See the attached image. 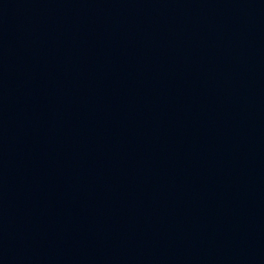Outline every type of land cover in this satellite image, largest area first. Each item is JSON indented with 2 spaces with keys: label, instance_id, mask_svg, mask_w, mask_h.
Masks as SVG:
<instances>
[{
  "label": "water",
  "instance_id": "1",
  "mask_svg": "<svg viewBox=\"0 0 264 264\" xmlns=\"http://www.w3.org/2000/svg\"><path fill=\"white\" fill-rule=\"evenodd\" d=\"M211 179L212 264H264V0H189Z\"/></svg>",
  "mask_w": 264,
  "mask_h": 264
}]
</instances>
